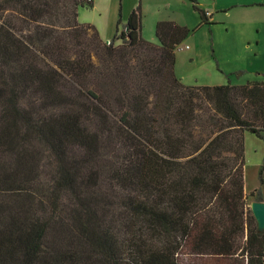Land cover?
I'll use <instances>...</instances> for the list:
<instances>
[{
  "label": "trees",
  "instance_id": "1",
  "mask_svg": "<svg viewBox=\"0 0 264 264\" xmlns=\"http://www.w3.org/2000/svg\"><path fill=\"white\" fill-rule=\"evenodd\" d=\"M87 6L0 0V264H264L245 193L264 82L186 86L187 27L160 21L153 44L139 6L107 45Z\"/></svg>",
  "mask_w": 264,
  "mask_h": 264
},
{
  "label": "rangeland",
  "instance_id": "2",
  "mask_svg": "<svg viewBox=\"0 0 264 264\" xmlns=\"http://www.w3.org/2000/svg\"><path fill=\"white\" fill-rule=\"evenodd\" d=\"M196 1L198 8L214 13V25L200 23V14L190 0H105V7L99 12L92 8L80 11L82 19L94 26L90 21L104 25L112 15L121 13L125 18L140 6L143 38L151 37L156 42L147 41L153 44H158L155 27L160 21L187 27L191 32L176 51L175 65L176 75L186 86H221L229 81L233 85L264 82V0ZM232 6L230 11L223 12V7ZM55 22L63 24L65 19L58 16L49 21L50 24ZM88 32L93 35L91 30ZM117 36L103 41L107 45H123ZM242 71L244 73L240 74ZM245 139V193L251 210L257 191L264 194V183L259 178L264 163V142L249 131ZM41 157L39 175L43 182L49 181L52 161L47 151L42 152Z\"/></svg>",
  "mask_w": 264,
  "mask_h": 264
},
{
  "label": "crops",
  "instance_id": "3",
  "mask_svg": "<svg viewBox=\"0 0 264 264\" xmlns=\"http://www.w3.org/2000/svg\"><path fill=\"white\" fill-rule=\"evenodd\" d=\"M104 3H105V0H95V2L92 3V6L81 7L79 9V11H78V20H79V22L87 24L86 23L87 21H85V19H82V13L80 11L81 9L92 8V9H94V11L99 12L101 9H103L105 7ZM233 7L234 6H232V7H223L222 10H224L223 12H228ZM131 12L125 18H123L121 16V13H119L118 16L117 15H114V16L112 15V17H111L112 19H110L108 21V23H106L104 25H102L101 23L98 24L97 22H92V21H90V22L95 24L94 26L99 31V34H100L101 38L104 39V40H108V39L113 38L117 34L118 31H121V30H123L125 28ZM207 13H208V18H209L210 25H214L215 24V23H213L214 22V20H213L214 13H212V11L211 12H207ZM200 23H201V16H200ZM202 25H204V24H202ZM141 33H142V37H143V22H142V32ZM155 35H156V27H155ZM146 39L149 40V41H152L154 43L156 42L151 37H146ZM157 41H158V39H157ZM180 80L182 81V79H180ZM182 83H183V81H182ZM193 86H200V85H193Z\"/></svg>",
  "mask_w": 264,
  "mask_h": 264
},
{
  "label": "water",
  "instance_id": "4",
  "mask_svg": "<svg viewBox=\"0 0 264 264\" xmlns=\"http://www.w3.org/2000/svg\"><path fill=\"white\" fill-rule=\"evenodd\" d=\"M251 210L253 213L254 218L257 221L258 231H264V201L258 202L254 201L251 204Z\"/></svg>",
  "mask_w": 264,
  "mask_h": 264
},
{
  "label": "built area",
  "instance_id": "5",
  "mask_svg": "<svg viewBox=\"0 0 264 264\" xmlns=\"http://www.w3.org/2000/svg\"><path fill=\"white\" fill-rule=\"evenodd\" d=\"M88 3H94L95 0H87Z\"/></svg>",
  "mask_w": 264,
  "mask_h": 264
}]
</instances>
